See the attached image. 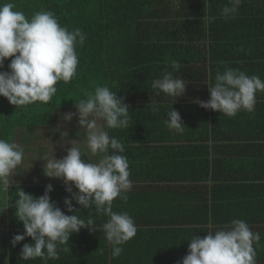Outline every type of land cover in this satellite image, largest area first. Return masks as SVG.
Returning a JSON list of instances; mask_svg holds the SVG:
<instances>
[{"label": "trees", "instance_id": "trees-1", "mask_svg": "<svg viewBox=\"0 0 264 264\" xmlns=\"http://www.w3.org/2000/svg\"><path fill=\"white\" fill-rule=\"evenodd\" d=\"M8 2L29 18L51 11L70 31L80 29L86 40L76 47L77 74L68 83L58 82L48 103L16 108L0 96V139H65L55 128L54 113L74 112L75 102L98 86L109 87L130 106L128 128L104 130L123 144L133 184L127 201H113V211L134 219L136 235L113 257L102 227L108 217L97 214L94 205L83 209L73 201L74 214L85 222L92 219L96 231L74 233L60 246L59 259L47 264H181L192 237L203 238L233 220L245 221L259 234L255 264H264V91L255 93L254 112L241 110L234 117L196 103L210 99L208 85L228 68L264 81V0H242L227 20L221 13L229 0H0ZM173 61L180 64L173 76L188 84L175 103L176 98L157 96L152 88L155 79L172 71ZM10 62L7 58L0 71H10ZM172 108L181 114L182 132L165 124ZM75 126L78 121L67 124L71 132ZM19 175L13 177L18 184L0 185V220L12 230L8 264H45L42 258L20 259L23 244L34 243L31 237L15 247L11 243L24 233L15 216L18 191L38 198L46 189L21 184ZM53 189L51 200L72 215L64 204L71 198L65 185ZM73 191L78 189L73 186Z\"/></svg>", "mask_w": 264, "mask_h": 264}, {"label": "clouds", "instance_id": "clouds-1", "mask_svg": "<svg viewBox=\"0 0 264 264\" xmlns=\"http://www.w3.org/2000/svg\"><path fill=\"white\" fill-rule=\"evenodd\" d=\"M242 0H229L222 9L227 20L237 13ZM86 36L80 29L69 30L62 26L51 11L35 12L30 18L17 10L13 2L0 4V69L7 58L10 71H0V96L7 98L16 108L36 102L48 103L57 93V83L70 82L77 74L79 64L76 47L83 46ZM172 71H166L161 78L152 82L156 95L161 92L178 98L186 92L188 84L173 76L180 70V64L173 61ZM210 99L197 100L204 109L234 117L241 110L255 111V93L264 91V81L259 76H248L238 69L228 68L217 73L214 85H208ZM86 99L75 102L76 113H67L65 121L78 116L80 129L85 130L83 143L93 156L103 155L98 161L84 158L85 153L75 146L74 141L62 159L45 156L43 173L49 178L61 179L71 198L64 204L72 215L65 214L51 200L54 190L46 186L40 197L26 193L23 188L15 200V216L23 223L24 233L14 235L11 243L15 247L27 237L34 243H24L20 259L24 261L42 258L59 259L60 246L66 245L74 233L82 228L96 231L94 221L85 222L74 214L78 209L73 201L83 209L93 205L99 215L108 217L103 224L104 234L112 247L113 257L123 253L122 245L137 233L134 219L125 213L113 211L116 198L127 201V193L132 189L129 163L122 143L111 137L104 128L126 129L129 127V105L123 97L107 86H98L94 92L86 93ZM158 110V109H154ZM165 124L170 130L182 132L184 122L181 114L172 108L166 114ZM103 121L104 123H98ZM23 149L14 142L0 139V185L4 188L18 184L14 181V170L22 163ZM73 186L78 191H73ZM260 236L253 233L243 220H233L230 226L209 231L203 238L196 235L189 240L188 254L181 264H255L254 242ZM63 251H69L63 248Z\"/></svg>", "mask_w": 264, "mask_h": 264}, {"label": "rangeland", "instance_id": "rangeland-1", "mask_svg": "<svg viewBox=\"0 0 264 264\" xmlns=\"http://www.w3.org/2000/svg\"><path fill=\"white\" fill-rule=\"evenodd\" d=\"M65 114H67L66 109L61 110L60 112H55L53 115L54 120L57 122L55 124V128L62 130L63 138L65 136V139L63 142H60L61 140L57 139L58 137L56 138L55 136H54V138H56V139L53 138V140H52V142H54L53 144H51V142L48 141L47 139H43L41 137H39L36 141L35 139L30 138L27 135H19L18 136L20 138L26 139L23 142H21V141L16 142V144H18L23 149V152H24V157H23L22 163L20 165H23V162L25 161V158H26L25 155L27 153L32 155L33 153H36L37 149L43 150V152H44L42 157L40 159H38V161L41 164L45 165V161L42 160L45 156H47L49 158L48 151H47L48 149L53 150V152H51V157L55 156L57 159H62L64 156L67 155V149L73 145L74 141H80L79 143H76L75 146L80 147L82 152L85 153V156H84L85 159L90 160L91 162H96L103 156V154H98L96 156H93L91 154L90 150L87 148L86 143L82 142L84 140L83 137L85 135V130L82 129L83 130L82 134L78 133L80 126H79V128H77L75 126V128L72 131L74 133L69 131L70 129L67 127V124L69 121H65L63 119V116ZM51 119H52V116H51ZM77 121H78V116H74L73 119L70 121V123L75 124V123H77ZM100 122L101 121H99L98 123H100ZM67 131L72 133V135H69V136L65 135L67 133ZM43 135H46V134L44 133ZM48 137H50V136H48ZM42 140H44V141H42ZM40 142H41V144H39ZM31 161H33V164L35 165L36 160L31 158ZM20 165L18 167H21ZM18 172H20L19 176L27 174V170L25 167L18 168V171L14 175H17ZM41 172H43V170H39L38 167L35 168L34 170L30 171L31 176L29 178H27L26 183L28 185H43V184H40V181L38 180V177H39ZM55 185H57V183H55ZM5 235H6L5 232L2 233L0 231V244L3 243ZM1 247H3V245H0V248Z\"/></svg>", "mask_w": 264, "mask_h": 264}, {"label": "crops", "instance_id": "crops-1", "mask_svg": "<svg viewBox=\"0 0 264 264\" xmlns=\"http://www.w3.org/2000/svg\"><path fill=\"white\" fill-rule=\"evenodd\" d=\"M76 112H77V110H75L72 113H76ZM67 113H71V112L67 111ZM61 141L63 142L64 139H62ZM39 144H41V142ZM51 144H52V142H51ZM36 151H37V153H33L32 155L27 153L25 155L26 158H25V161L23 162V165H20L21 167H17V169L25 167L26 170H27V174L26 175L18 176V177L21 178V181H20L21 184L26 183V180H24V177L25 178H29L31 176L30 175V171L34 170L37 167L39 168V170H43L44 167H45L44 164H41L38 161V159H40L42 157L43 153H44L43 150L37 149ZM47 151H48V155H49V158H50L51 157V152H53V150L48 149ZM107 154L105 153L103 155H107ZM31 158L36 160L35 165L33 164V161H31ZM38 180L40 181V184H43V185H46V186L49 185V184H51L52 186H63L64 185V182L61 179L49 178V177L45 176L43 172L40 173V175L38 177ZM55 183H57V185H55ZM4 211H6V209ZM9 226L10 225H8L7 222H5V223H3V221L0 222V231L2 233L5 232V234H6L3 243L0 244V245H3V247L0 248V264H8V262H9L10 232L12 231L11 227H9Z\"/></svg>", "mask_w": 264, "mask_h": 264}]
</instances>
